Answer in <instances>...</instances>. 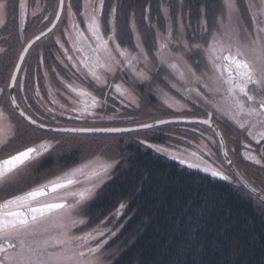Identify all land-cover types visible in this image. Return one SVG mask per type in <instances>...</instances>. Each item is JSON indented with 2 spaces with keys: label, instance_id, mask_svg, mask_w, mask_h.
Wrapping results in <instances>:
<instances>
[{
  "label": "snow or ice",
  "instance_id": "1",
  "mask_svg": "<svg viewBox=\"0 0 264 264\" xmlns=\"http://www.w3.org/2000/svg\"><path fill=\"white\" fill-rule=\"evenodd\" d=\"M64 5L65 0H59L61 10ZM20 7L23 10L24 3H21ZM7 8V0H0V17L6 14ZM71 8L72 4L69 0L70 14ZM247 8L253 11L251 19L254 28L245 32L246 42L241 37L240 9L237 0H222V12L214 21L212 31L209 30L206 20L201 24L202 32L208 37L203 44H190L184 36L182 23L176 30L175 36L171 23L164 32L148 24V28L155 29V51L150 58L134 21L130 25V32L135 36L133 49L122 48L121 43L117 42L116 8L110 9L105 20L104 27L108 31L105 37L100 21L104 14V0H83L82 15L87 23L86 31L90 36L85 35V31L73 23L72 27L76 33L73 47L77 52L82 53L79 63L86 70V76H90L98 85L107 84L106 77L115 76L118 71L130 73L135 84L151 82L153 73L166 70L164 79L169 82L171 88L187 95L188 98L194 93L197 102L202 101L207 105L208 110L205 111L207 118L198 120L197 123L212 127L215 123L213 116L218 115L231 121L239 129L244 130L247 137L260 144L264 141V0H255V2L248 0ZM24 15L22 11V21ZM165 15L167 16L166 11ZM56 18L59 19V15ZM57 43H60L59 40ZM63 47L64 45L61 44V48ZM192 54L201 56V60H191ZM68 58L72 59L71 56ZM77 71L80 69L77 68ZM12 80L15 81L14 76ZM62 83L80 97L79 101L73 100V104H79V107L71 109L73 112L95 115L93 110L102 107L106 102L101 101L91 92L73 87L63 79ZM12 86L15 84L13 83ZM112 87L121 96H132L131 91L123 84H114ZM2 92L3 89H0V93ZM164 96L167 97L168 94L164 93ZM10 99L12 105L18 108L15 98ZM132 99L135 103V97ZM164 102L169 107L179 105L178 111L186 107L180 104V101L170 103L165 99ZM53 103L59 102L53 100ZM60 107L63 108L65 105L61 104ZM47 111L52 112L54 109ZM20 115L24 116L31 125L40 129L46 127L23 111ZM171 122L159 120L156 124ZM141 127L151 129L154 125L143 124ZM216 127L218 128L219 125ZM53 131L84 133L129 131V129L63 128ZM15 134L16 129L8 114L0 108V149H3ZM221 140L223 142L222 136ZM141 143L157 152L171 153L168 147L153 145L147 141ZM56 146L51 140L42 139L0 159V188L15 183L23 173L38 164L40 159L50 154ZM250 147V144H245L246 149ZM197 148L200 151L185 150L186 156L183 153L173 154L172 158L179 159L189 168H201L203 165V171L211 173L213 177L225 181L232 179L220 168L204 159L201 152L212 155L207 145H197ZM224 155L227 156L228 152L225 151ZM243 155L246 160L264 166L260 156L249 151H245ZM115 163L96 157L64 171L53 179L0 200V264H96L95 259H90V254L99 252L102 244L95 248L88 247L87 251L82 249L87 246L88 241L96 239L97 234L103 236L104 230L98 228L84 235H74L72 229L86 222L77 217L85 212L89 201L97 195V190L111 177ZM228 163L231 164L232 161L228 160ZM242 183L252 193H257V189L252 188L247 181H243V178ZM259 199L264 203V194H260ZM124 207V204H120L114 215H119ZM106 242L105 240L103 243Z\"/></svg>",
  "mask_w": 264,
  "mask_h": 264
},
{
  "label": "flooded vegetation",
  "instance_id": "2",
  "mask_svg": "<svg viewBox=\"0 0 264 264\" xmlns=\"http://www.w3.org/2000/svg\"><path fill=\"white\" fill-rule=\"evenodd\" d=\"M7 3L8 8L6 14L0 17V89H3V92L0 93V108H3L8 114L16 129V134L9 140V143L3 149H0V159L6 158L42 139L51 140L53 143H56L57 146L50 154L42 157L38 164L30 167L23 173L15 183L0 188V200L55 178L57 175L67 171L69 165L78 166L77 164L80 165L82 162H87L86 160L75 161V159L72 158V154H69V140L65 141L66 145L63 146V137L59 136L69 132H57L51 130V128H69V122L73 121L82 125H89L90 127L88 128L113 127L110 123H116L121 118L122 106L129 105L126 107L131 108L134 106V108H136L132 97H137V99H139V95L141 97V92L136 90L134 84H132L133 89L131 88L132 85L131 87L128 85L130 82L125 75L132 79L130 73L124 72L123 76V71H118L115 76L108 75L106 77L108 83L105 85H98L90 76H86V70L83 68V65L79 63L82 53L77 52L73 47L76 33L72 27L73 23H75L81 30L85 31V35L90 36V33L86 31L87 23L82 15L84 11L83 0H71V14L68 9L69 0H65L62 14L55 27L30 47L22 61V54L29 41L47 30L54 23L59 11V0H7ZM21 3L25 5L23 10L20 7ZM115 5L116 2H114L111 7H108L107 0H104V14L101 16L100 21L105 37L108 35V31L104 27L105 20L112 7H115L117 10ZM22 11L25 14L23 21L21 20ZM117 11L116 15L118 20ZM251 14H253V11H251ZM149 15L144 16L146 18L145 30H143V25L140 26L138 16L136 15L128 22L129 31L127 33L123 32L118 22L117 42L121 43L122 48L126 47L129 50L133 49L135 36L130 32V25L134 21L141 35V39L144 42L145 50L149 52L151 58L155 51V29L148 28L147 25L152 24L155 28H158L159 31L164 32L167 25L170 23V18L168 15H165L164 20L159 22L153 20L151 14ZM58 40L60 43H57ZM61 44L64 45L63 48H61ZM69 56L72 57L71 60L68 58ZM65 65H67V67H65ZM202 66L203 63L201 67ZM77 68H79L80 71H77ZM166 74V70H160L153 73L151 82L138 83L137 86L140 88L144 86L152 88V85L157 82L175 95L180 101V104L186 105L183 109L184 111H191V113L187 115H185V113L181 114L182 117L207 118L205 116V111L208 110L207 105H204L202 101L197 102V97L194 93L191 98H188L187 95L171 88L169 82L164 79ZM13 76L15 77L14 82L12 80ZM62 79L73 87L82 88L91 92L92 95L106 102L103 103L102 107L93 110L95 115H82L79 112L71 111L73 107H79V104H73V100L79 101L80 97H78L76 93L71 92L69 88L65 87V84L62 83ZM169 79L175 82L172 77H169ZM13 83L15 86H12ZM114 84H123L125 88L131 91L132 96H121L115 91L114 87H112ZM11 97L15 98L16 104L26 115L32 116L38 123H43L46 127L40 129L35 125L29 124L25 117L20 115L21 111L12 105ZM53 100L59 103H53ZM61 104L65 105V107H60ZM47 109H54V111L49 112ZM61 113H63V115H61ZM78 116L80 117L79 119L76 118ZM53 117H55V119H53ZM213 119L215 123L219 125L223 134L227 152L232 161L231 164L228 163L224 156L223 145L214 127H209L208 125L200 123L190 122L180 124L181 126H179L178 129H182L181 132L183 133H181L182 135L180 136L178 135V142L175 143L173 147L174 150L177 149V153L175 152L176 155L183 153L186 156L187 153L185 150L200 151L197 145H207L212 155H208L207 152H201L204 159L209 164L220 168L226 175L232 178L230 181L226 182L232 183L236 187L244 188V190L250 192V194L254 195V198L260 201L257 194L252 193L248 187L243 186L236 172H239L253 188H256L261 194H264L263 190H261L258 185V183H264V174L254 173L256 175H252L253 178H249L240 167L241 164L242 166H254L260 170L264 169V166L246 160L243 155L245 151H249L250 153L260 156L262 161H264V141L257 144L250 137H247L244 130L239 129L235 124L225 118L214 115ZM191 124L198 126L194 132V142H191L194 148H188L186 146L187 138L183 135L187 126ZM207 130L216 137L218 147L209 139L210 136L206 132ZM93 134L102 136L109 133ZM149 136L150 135L142 137L136 136L134 138L137 139L136 144L140 147L144 146L147 151L154 152L155 149L149 148L141 143V141H147L152 144ZM26 141H28L27 144H25ZM245 144H250L251 147L246 149ZM130 146H132V148L129 147V149L137 151L138 147L133 144H130ZM57 147L65 149V152L60 156L54 153ZM155 152L172 161L173 154L168 155L157 151ZM130 153L132 154V152ZM130 156L131 155L123 160H120L119 157V161H116L115 165L119 167L122 162L127 161ZM136 157L137 155L135 159ZM58 165L65 166V169L62 168L60 170L61 173H58ZM201 168H203V165Z\"/></svg>",
  "mask_w": 264,
  "mask_h": 264
},
{
  "label": "trees",
  "instance_id": "3",
  "mask_svg": "<svg viewBox=\"0 0 264 264\" xmlns=\"http://www.w3.org/2000/svg\"><path fill=\"white\" fill-rule=\"evenodd\" d=\"M183 1L204 17L222 6V0ZM114 2L123 32L135 15L140 26L149 14L163 21L162 0H107V6ZM169 6L174 15L175 1ZM150 131L163 135L161 128ZM128 151L87 206L96 224L125 205L114 239L124 249L112 264H264V208L254 195L155 151Z\"/></svg>",
  "mask_w": 264,
  "mask_h": 264
},
{
  "label": "rangeland",
  "instance_id": "4",
  "mask_svg": "<svg viewBox=\"0 0 264 264\" xmlns=\"http://www.w3.org/2000/svg\"><path fill=\"white\" fill-rule=\"evenodd\" d=\"M169 1V3H168ZM172 0H162L161 3V9L163 10V20L165 18V11L167 12V15L170 18V23L172 24L174 36L176 30L179 28L180 24H183V33L185 38L188 40V42L191 43H204L205 40H207V34L203 33L201 30V24L206 20L208 22L209 30L212 31L214 29V21L220 17L222 12V6L215 7L213 14L207 17L204 16H198L196 14H191V12L187 11V4L183 0H174L175 6H177V10L173 11L174 15L171 12V7L169 6L171 4ZM247 2L248 0H237V4L240 9V28H241V37L246 42L247 37L245 36L246 31H252L254 28V22L251 19V11L247 8ZM255 2V0H253ZM187 12V13H186ZM188 14V15H186ZM184 20V21H183ZM156 21H160V19L156 16ZM143 30H145V25L142 26ZM158 29V28H156ZM191 60H201V56L192 54ZM190 60V62H191ZM124 76V72H122ZM127 79L129 80L130 84H128L130 87L133 83V80L128 78V76L125 75ZM126 84V83H124ZM138 83H135L134 86L136 87V90L141 92V97L139 95V99L137 97L135 98V107L132 106L131 108H128L126 106L129 105H123L122 111L120 114V119L116 123H110L111 126H128L133 124H141L146 123L150 121L155 120H162L167 119L171 117H177L181 116V114L187 115L190 114L191 111H184L180 110L178 111L177 108L179 105L174 107H169L168 104H166L164 101L165 99H168L170 103H175V101H179L178 98L173 95L171 92L163 88L161 85H159L157 82H155L152 85V88H148L147 86L140 88L137 86ZM127 85V84H126ZM133 89V85L131 87ZM164 93H167L168 96L165 97ZM171 98H174L171 99ZM137 104L139 105L137 107ZM216 124V123H215ZM217 125V124H216ZM108 126V125H107ZM181 126L180 124H167L163 126H157L154 128V130H157L161 128L163 130V135L156 134L150 131L149 133H146L148 130H136V131H130V132H124V133H109L102 136L95 135L93 133H64L63 135L59 137H63L62 144L63 146L66 145L65 141L69 140V154H72V158L75 159V161H89L92 159H95L96 157H100L102 160H107L109 162L112 161H119L127 158L131 153L128 151L130 144H133L134 146L140 148L138 144H136L137 139L134 138L136 136L142 137L145 135H150L149 138L152 141L151 143L153 145H160L165 146L171 149L170 154H174L177 149L174 150V144L178 142V135H182L181 130L178 129V127ZM69 127H90L89 125H82L80 123H77L75 121L69 122ZM192 128V130H191ZM198 128L197 125H189L187 126L185 132L183 135H185L187 138V147L188 148H194L193 143L194 142V129ZM220 129V127H219ZM208 135L211 137V141H215V146L218 147V141L216 140V137L209 131H206ZM145 133V134H144ZM141 134V135H140ZM177 135V136H175ZM134 139H132V138ZM67 138V139H66ZM136 139V140H135ZM28 141H26L25 144H27ZM138 143V142H137ZM144 150H147L146 148L142 147ZM174 151H173V150ZM65 152V149H62L61 147H57V150L54 151V153L58 154L59 156ZM177 153V152H176ZM175 153V154H176ZM168 154V155H170ZM85 163V162H82ZM81 164V163H80ZM79 165V164H77ZM76 167L75 165H69V169ZM120 167V166H119ZM240 167L245 172V174L249 178H253L252 175L256 174H264V169L260 170L257 169L254 166L245 165L242 166L240 164ZM65 166H57L58 173H61V169ZM63 169V170H64ZM118 166L115 165L111 172V177L107 179L105 182L113 179L115 176V171H117ZM63 172V171H62ZM256 173V174H254ZM104 182V183H105ZM104 183L101 185V187L104 185ZM261 190L264 192V183H258ZM100 187V188H101ZM99 188V189H100ZM97 190V194L98 191ZM97 196V195H96ZM95 196V197H96ZM256 204L262 205L264 208V204L259 202L258 199L254 198ZM87 207L84 213L80 214L77 218L84 219L86 222L82 225H79L78 227H75L72 229V233L74 235H84L87 232H92L94 229H100L103 228L104 235L100 236L97 234L96 239H93L92 241L88 242L87 246L82 249L83 251H87L88 247H97V245L102 244V247L100 248L99 252H96L94 255L90 254V259H95L96 264H112L114 262V259L119 255V253L124 249L123 244L120 243H114L115 237L118 235V233L121 230L122 223L120 222V218L123 214V209L120 210L119 215H114L116 211H113L110 215H108L107 218L102 219L96 224H91V216L87 211ZM110 230V231H109ZM55 234V233H53ZM107 241L106 243H103L104 241ZM123 248V249H122Z\"/></svg>",
  "mask_w": 264,
  "mask_h": 264
},
{
  "label": "water",
  "instance_id": "5",
  "mask_svg": "<svg viewBox=\"0 0 264 264\" xmlns=\"http://www.w3.org/2000/svg\"><path fill=\"white\" fill-rule=\"evenodd\" d=\"M62 11H63V10H61V9H60V6H59V11H58L59 19H60V16H61V14H62ZM59 19L56 18L55 21H54V23H53V24H52L47 30H45V31L42 32L41 34H39V35H37L36 37H34L31 41H29V43H28L27 46H26V49H25L24 53L22 54V59H21V61L23 60L24 56L27 54V52H28V50L30 49V47H31V46H32L37 40H39L40 38H42L43 36H45L47 33H49V32L55 27V25L57 24V22L59 21ZM50 29H51V30H50ZM37 37H39V39H37ZM21 61H20V62H21ZM18 109H19L20 111H22L19 107H18ZM201 119H206V118H199V117H172V118H167V119H162V120L172 121L171 123H175V122H186V123L194 122V123H197L196 121L201 120ZM157 121H159V120H157ZM145 124H153L154 127H155V126L164 125V124H156V121L149 122V123H145ZM168 124H169V123H168ZM141 125H143V124H141ZM141 125L122 126V127H103V128H93V129L116 128V129H129V131H136V130L146 129V128H142ZM213 127H214L215 131H216L217 133H219L218 136H219V139H220V141H221V144L223 145V153H224L225 151H227V148H226L225 139H224V137H223V134H222L221 130L219 129V127H218V128L216 127V124H215V123H214ZM71 128H78V127H69V129H71ZM54 129H63V128H51V130H54ZM103 132H105V131H93V132H88V133H103ZM117 132H128V131H117ZM84 133H86V132H84ZM105 133H107V132H105ZM108 133H110V132H108ZM221 136L223 137V142H222V140H221ZM224 156H225V155H224ZM225 158L227 159V161H228V160H231V159L229 158V155L225 156ZM185 165H186V164H185ZM199 169L203 170V168H199ZM208 173H209V172H208ZM236 173L239 175V177H240V179H241V181H242V178H243V177L241 176V174H240L239 172H236ZM209 174H211V173H209ZM215 178L220 179L219 177H215ZM220 180H223V179H220ZM243 181H246V180L243 178ZM247 183H248V182H247ZM248 184H249V183H248ZM249 185H250V184H249ZM251 187H252V186H251ZM252 188H253V187H252ZM255 194H257L258 196H260L261 193L257 190V193H255Z\"/></svg>",
  "mask_w": 264,
  "mask_h": 264
}]
</instances>
